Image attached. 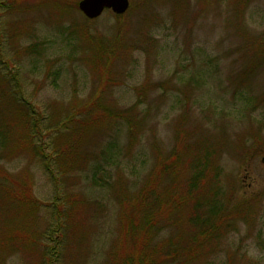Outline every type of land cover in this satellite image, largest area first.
Returning <instances> with one entry per match:
<instances>
[{"label":"rangeland","instance_id":"obj_1","mask_svg":"<svg viewBox=\"0 0 264 264\" xmlns=\"http://www.w3.org/2000/svg\"><path fill=\"white\" fill-rule=\"evenodd\" d=\"M78 1L0 0V59L18 68L16 83L47 116L43 124L98 97L125 109L136 104L139 132L127 150L125 127L93 130L86 169L50 178L29 153L9 151L13 127L5 129L0 166L21 177L28 165L40 200L36 229L54 226L56 205L67 207L65 194L76 193L82 203L61 264H107L118 226L116 188L139 187L157 143L169 169V221L182 234L207 232L197 264H264V61L243 80L237 76L245 53L262 50L264 0H129L124 13L108 9L94 19ZM95 164L101 170L93 182ZM0 208L3 264H33V254L8 248L7 222L19 218Z\"/></svg>","mask_w":264,"mask_h":264},{"label":"trees","instance_id":"obj_2","mask_svg":"<svg viewBox=\"0 0 264 264\" xmlns=\"http://www.w3.org/2000/svg\"><path fill=\"white\" fill-rule=\"evenodd\" d=\"M75 1L78 0H74V6ZM243 58L244 62L237 74L241 80L252 70L263 67L264 42L261 52H250L249 55L245 53ZM256 61L261 62L257 64ZM17 69L14 64L6 66L4 60L0 59V144L5 145V129H9L11 125V153L27 152L30 159L34 158L42 163L50 178L56 174L65 178L67 174L85 170L88 166L90 157L84 147L91 142L90 134L97 128L104 130L113 127L117 131L125 127L129 141L127 150L131 149L139 132L140 120L131 115L136 104L125 109L94 97L76 104L74 110L66 113L63 119L56 118L55 125H51V120L48 124H43L47 116L25 98L22 88L16 83ZM111 146L113 144L106 146L102 153L108 156ZM152 147L154 160L139 187L133 192H123L120 182L116 188L114 195L120 205L118 226L107 264H197L202 256L203 248L199 245L203 234L207 232L204 231L198 237L195 233L182 234L175 231L174 224L169 221L175 211L172 209L174 206L167 202L165 193L167 157L162 153L159 144ZM204 161L205 159L201 164L205 168L208 164ZM25 167L23 175L18 177L0 166V204L7 211L9 209L8 217L12 214L19 218L17 224L7 222L8 233L4 234V241L6 240L8 248H13V251L19 248L33 254V264H61L65 258L63 240L68 229L73 228L72 214L80 207L82 197L76 193H66L64 202L68 206L65 207L60 202L55 207L59 216L55 218L56 224L48 226L42 232L38 231L35 224L40 200L32 191L28 165ZM98 167L99 164H95L88 170L93 182L97 180V171L101 170ZM201 172L202 169H197L194 177ZM104 181L109 184L107 180ZM59 194L56 191L55 200ZM175 198L171 195L172 201H176ZM222 217L223 214H217L215 219L220 220ZM192 221L195 222L196 218ZM208 221L209 219L206 222ZM0 264H3L1 256Z\"/></svg>","mask_w":264,"mask_h":264},{"label":"water","instance_id":"obj_3","mask_svg":"<svg viewBox=\"0 0 264 264\" xmlns=\"http://www.w3.org/2000/svg\"><path fill=\"white\" fill-rule=\"evenodd\" d=\"M129 6V0H79L77 7L87 18L94 19L102 14L104 10H111L114 14L124 13ZM264 165V155L261 157Z\"/></svg>","mask_w":264,"mask_h":264}]
</instances>
